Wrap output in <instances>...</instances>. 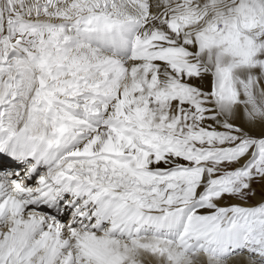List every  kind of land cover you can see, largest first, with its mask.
<instances>
[{"label":"snow or ice","instance_id":"obj_1","mask_svg":"<svg viewBox=\"0 0 264 264\" xmlns=\"http://www.w3.org/2000/svg\"><path fill=\"white\" fill-rule=\"evenodd\" d=\"M0 264H264V0H0Z\"/></svg>","mask_w":264,"mask_h":264}]
</instances>
